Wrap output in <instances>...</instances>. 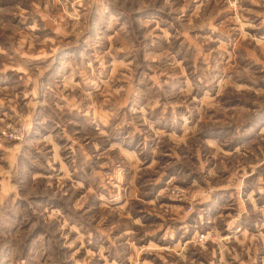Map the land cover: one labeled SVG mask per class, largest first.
<instances>
[{
    "label": "rangeland",
    "instance_id": "obj_1",
    "mask_svg": "<svg viewBox=\"0 0 264 264\" xmlns=\"http://www.w3.org/2000/svg\"><path fill=\"white\" fill-rule=\"evenodd\" d=\"M0 264H264V0H0Z\"/></svg>",
    "mask_w": 264,
    "mask_h": 264
}]
</instances>
